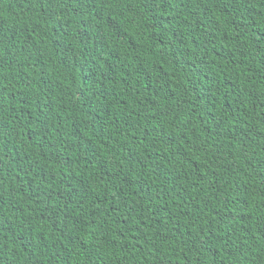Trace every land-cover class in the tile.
Segmentation results:
<instances>
[{
    "label": "trees",
    "instance_id": "obj_1",
    "mask_svg": "<svg viewBox=\"0 0 264 264\" xmlns=\"http://www.w3.org/2000/svg\"><path fill=\"white\" fill-rule=\"evenodd\" d=\"M0 264H264V0H0Z\"/></svg>",
    "mask_w": 264,
    "mask_h": 264
}]
</instances>
